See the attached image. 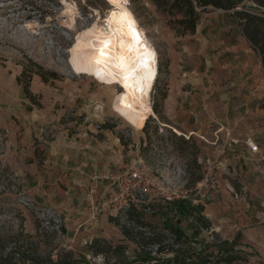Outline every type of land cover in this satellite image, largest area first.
Segmentation results:
<instances>
[{
    "label": "rangeland",
    "instance_id": "1",
    "mask_svg": "<svg viewBox=\"0 0 264 264\" xmlns=\"http://www.w3.org/2000/svg\"><path fill=\"white\" fill-rule=\"evenodd\" d=\"M123 4L157 53L150 94L157 115L144 131L115 113L125 94L118 78L99 84L71 69L76 36L101 24L109 4L0 0V260L18 253L40 264H118L116 247L131 261L140 251L169 258L174 251L197 253L236 241L245 258L239 264H264V176L241 158L246 136L264 128L258 59L248 50L232 51L249 47L229 14L209 9L193 35L179 36L148 0ZM67 7L74 9L71 24ZM100 131L119 141L122 162L114 173L136 162L160 190L144 199L150 212L128 218L132 208L143 207L135 205L120 216L88 218L100 199L75 190L74 166L64 155L81 132ZM168 189L201 207L207 222L182 220L180 242L163 228L166 203L158 193ZM96 239L103 241L102 254L89 249ZM14 258L12 264H29Z\"/></svg>",
    "mask_w": 264,
    "mask_h": 264
},
{
    "label": "trees",
    "instance_id": "2",
    "mask_svg": "<svg viewBox=\"0 0 264 264\" xmlns=\"http://www.w3.org/2000/svg\"><path fill=\"white\" fill-rule=\"evenodd\" d=\"M156 10L168 20L170 27L177 35L185 34L193 35L199 25L201 17L209 9L221 11L229 14L238 29L240 36L248 44L249 48L259 61L261 71L264 74V11L262 13H253L246 9L247 3L251 2L254 5L264 10V0H148ZM238 10V11H237ZM153 109V108H152ZM155 116L157 112L153 110ZM147 123V122H146ZM145 123L143 131L146 129ZM200 179L196 180L199 182ZM140 211L133 209L129 212L128 218L133 214L139 215L145 210V207H140ZM202 210L199 206H194L188 200H179L170 204H166L163 213V228L170 234H173L175 239L180 242L183 239V233L178 229V225L182 220L195 218V221L201 225H206L207 222L201 216ZM123 236H128L129 231L122 229ZM103 241L96 239L90 245L92 251L96 248L93 254H102ZM237 242H220L218 245L207 246L203 251L185 253L183 251H174L172 257L157 258L153 257L149 252L140 251L133 260H124L121 256L124 249L116 247L112 253L118 260V264H239L245 262V258L235 250ZM215 248V253H207V249ZM162 249L158 246L157 253L161 254ZM14 256L29 264H40L36 257H27L18 255V253L9 254L6 259H1V264H12L15 260ZM14 258L13 260H11ZM58 264V263H57ZM59 264H72V261L61 262Z\"/></svg>",
    "mask_w": 264,
    "mask_h": 264
},
{
    "label": "bare ground",
    "instance_id": "3",
    "mask_svg": "<svg viewBox=\"0 0 264 264\" xmlns=\"http://www.w3.org/2000/svg\"><path fill=\"white\" fill-rule=\"evenodd\" d=\"M104 1L110 7L104 21L100 24L97 20L95 24L85 28L76 36L77 50L72 54L71 69L74 74L91 78L99 84L107 85L118 78L125 86V94L117 98L115 113L127 125L139 130L148 118H156L150 103V94L158 78L157 53L136 22L135 27L140 33V42L129 51L128 46L134 44L132 36L128 32L126 23L121 24L118 17H112V13L119 14L126 10L131 14V19L134 20V17L123 3L121 7H116L109 0ZM65 14L70 24L73 23L74 9L67 7ZM136 49L141 55L147 50L150 56L144 68H141L135 76L126 79V73L120 67L121 58L130 62V66L136 67L138 63ZM176 133L182 135L179 131Z\"/></svg>",
    "mask_w": 264,
    "mask_h": 264
},
{
    "label": "crops",
    "instance_id": "4",
    "mask_svg": "<svg viewBox=\"0 0 264 264\" xmlns=\"http://www.w3.org/2000/svg\"><path fill=\"white\" fill-rule=\"evenodd\" d=\"M243 41L246 46H248L245 40ZM247 50L252 52L250 48H246L245 50H243L241 47L232 48L233 52L239 54L242 52L246 53ZM247 64L248 63L245 62L242 68H246ZM257 69L261 70L259 61L257 63ZM259 96L260 95L258 93V97ZM172 130L175 132L178 131L176 129ZM87 134L88 133L81 132L78 135V139L69 147L70 155H64L74 166L73 171L75 174V179L72 180V183L76 185L75 190L83 191L85 189L86 194L91 187L90 179L93 175L118 172V170L116 171L115 169H119L118 166L122 162L120 144L117 138L105 131H100L98 136L95 135L96 137L88 136ZM188 135L192 136L195 135V133L188 132ZM246 137L251 138L255 142V144L258 146V152L253 154L247 148H244V151L241 155L243 160L242 163L249 168L252 167L253 169L258 166L259 169L258 171H255V173H260L264 176V128L258 133H253V131H251V135H247ZM102 194L103 191L99 188L97 194L93 196V199H100ZM90 205L92 204L90 203ZM99 214L100 213L95 211L94 207H92L89 211L88 218L95 219V216ZM101 216L105 217V214H102ZM97 223V221L93 222L92 226L96 228L95 226H97ZM101 236L98 234L95 235V238H103L104 235L101 234Z\"/></svg>",
    "mask_w": 264,
    "mask_h": 264
},
{
    "label": "built area",
    "instance_id": "5",
    "mask_svg": "<svg viewBox=\"0 0 264 264\" xmlns=\"http://www.w3.org/2000/svg\"><path fill=\"white\" fill-rule=\"evenodd\" d=\"M243 144L251 153L256 154L258 152V146L251 138H246ZM90 182L91 187L88 191L87 198L89 200L93 199V196L97 194L99 188L102 189V197L96 203L94 209L108 216H120L127 212L131 206L135 205H143L145 207L144 212L146 210L150 212V209L146 207L144 199L150 192L160 191L155 187L152 179L136 162L124 166L123 172L121 173L109 172L93 175ZM158 194L166 204L186 200L184 196L178 195L176 191L170 189L165 192L161 191Z\"/></svg>",
    "mask_w": 264,
    "mask_h": 264
},
{
    "label": "snow or ice",
    "instance_id": "6",
    "mask_svg": "<svg viewBox=\"0 0 264 264\" xmlns=\"http://www.w3.org/2000/svg\"><path fill=\"white\" fill-rule=\"evenodd\" d=\"M109 2L113 5H115L116 7H121L122 2L123 3H127V0H109ZM112 17L119 18V22L121 24H125L127 26L128 32L131 34L132 36V40L134 42L133 45H129V51H132L134 48V45H138L140 42V33L136 30L135 27V21L133 19H131V14L128 13L126 10L121 11L119 14L116 12L112 13ZM137 51V66L136 67H132L130 66V62H126L124 60V58H121V64L120 67H122L126 73L125 78L128 79L132 76H135V74L141 69L144 68L147 64V60L148 57L150 56V53H148L147 50H145V52L141 55L139 53V50L136 49ZM127 86V85H126Z\"/></svg>",
    "mask_w": 264,
    "mask_h": 264
},
{
    "label": "water",
    "instance_id": "7",
    "mask_svg": "<svg viewBox=\"0 0 264 264\" xmlns=\"http://www.w3.org/2000/svg\"><path fill=\"white\" fill-rule=\"evenodd\" d=\"M246 9L253 12V13H262L264 10L253 3L249 2L246 5ZM238 11V10H237Z\"/></svg>",
    "mask_w": 264,
    "mask_h": 264
}]
</instances>
